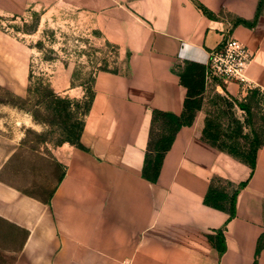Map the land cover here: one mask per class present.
<instances>
[{
	"label": "crops",
	"instance_id": "crops-1",
	"mask_svg": "<svg viewBox=\"0 0 264 264\" xmlns=\"http://www.w3.org/2000/svg\"><path fill=\"white\" fill-rule=\"evenodd\" d=\"M259 2H73L93 17L99 35L119 48L125 62L117 72L95 75L81 146L50 156L51 164L61 165V176L51 172L49 185L48 173L20 174L27 187L41 182L46 192L34 194L0 178V217L26 231L13 264H254L264 234V146L254 169L213 146L202 138L201 108L194 123L178 131L158 180L147 179L143 169L154 111H184L187 88L178 64L207 66L210 52L232 35L254 53L247 75L264 91V8L254 26L237 22L253 21ZM27 3L0 0L11 13ZM210 85L238 99L247 94L236 81ZM17 150L4 159V176ZM216 178L236 187L246 183L233 218L205 204ZM219 230L226 240L222 254L208 240ZM258 264H264V245Z\"/></svg>",
	"mask_w": 264,
	"mask_h": 264
},
{
	"label": "rangeland",
	"instance_id": "rangeland-1",
	"mask_svg": "<svg viewBox=\"0 0 264 264\" xmlns=\"http://www.w3.org/2000/svg\"><path fill=\"white\" fill-rule=\"evenodd\" d=\"M75 1L28 0L19 13L0 6V178L23 187L28 183L21 173H48L49 185L51 172L61 176V165L51 164L50 156L62 157L63 148L74 145L95 75L117 72L125 62ZM210 86L202 109L219 134L216 143L246 150L256 135L264 141V91L256 87L252 90L259 93L252 99V90L238 99ZM57 97L66 101L60 111ZM240 102L251 104V112ZM161 130L157 123L156 133ZM15 148L4 176L2 164ZM222 185L229 193L237 188L229 181ZM27 188L34 194L47 191L41 182ZM25 237L24 229L0 217V264L15 262Z\"/></svg>",
	"mask_w": 264,
	"mask_h": 264
},
{
	"label": "trees",
	"instance_id": "trees-1",
	"mask_svg": "<svg viewBox=\"0 0 264 264\" xmlns=\"http://www.w3.org/2000/svg\"><path fill=\"white\" fill-rule=\"evenodd\" d=\"M263 8L264 0H260L258 11L253 21L239 19L237 22L254 26ZM176 72L180 76L182 84L187 88V97L184 103V111L181 115L159 110L154 111L150 140L143 169L144 176L153 182L158 180L164 158L167 152L171 149L178 131L183 126H190L194 123L196 114L199 110H201L203 105V94L206 89V66L197 62L188 61L184 64H178L176 66ZM257 93H259L258 90H252V95L250 96L249 100L252 99V96L257 95ZM92 96L93 90L91 89L84 115L90 108ZM56 99L59 103L57 109L60 111L61 104H64L66 101L62 97H57ZM239 105L242 109L251 112V104L240 102ZM157 123L162 124V130L159 133H156ZM83 125L84 120L81 122L80 131L76 135L77 138L75 141L70 138V141H73L74 145L81 146L80 137L83 130ZM203 132L204 135L202 138L213 146H216L220 150L228 152L239 158L243 162L247 163L252 169L256 167L258 151L264 146V141L260 140L257 135L254 137V142L245 150L241 149L237 145L230 146L228 149L218 145L216 141L219 138V134L217 131H214V127L211 125L210 119L206 120V126ZM71 135H75V133L72 132ZM223 182L226 181L221 178H216L212 181L205 198V204L213 208L226 211L230 214V218H233L236 215L238 193L246 183H243L237 187L233 193H229L222 185ZM208 240L210 244L218 248L220 254L224 253L226 250V240L223 230H219L216 235L208 236ZM263 245L264 234L259 239L254 264H258V256Z\"/></svg>",
	"mask_w": 264,
	"mask_h": 264
},
{
	"label": "built area",
	"instance_id": "built-area-1",
	"mask_svg": "<svg viewBox=\"0 0 264 264\" xmlns=\"http://www.w3.org/2000/svg\"><path fill=\"white\" fill-rule=\"evenodd\" d=\"M253 58L254 53L245 43L232 35L228 36L210 52L206 66V86L217 80L223 84L236 81L245 91L256 88L247 75V69Z\"/></svg>",
	"mask_w": 264,
	"mask_h": 264
}]
</instances>
